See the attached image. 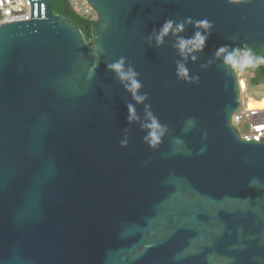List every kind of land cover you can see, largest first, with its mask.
<instances>
[{
	"label": "water",
	"instance_id": "water-1",
	"mask_svg": "<svg viewBox=\"0 0 264 264\" xmlns=\"http://www.w3.org/2000/svg\"><path fill=\"white\" fill-rule=\"evenodd\" d=\"M29 1L0 24V264H264V138L230 124L264 0H88L90 39Z\"/></svg>",
	"mask_w": 264,
	"mask_h": 264
},
{
	"label": "built area",
	"instance_id": "built-area-1",
	"mask_svg": "<svg viewBox=\"0 0 264 264\" xmlns=\"http://www.w3.org/2000/svg\"><path fill=\"white\" fill-rule=\"evenodd\" d=\"M72 10L95 20V11L88 0H69ZM30 19L29 0H0V24ZM230 124L245 141H261L264 138V110L248 109L239 98V104L231 115Z\"/></svg>",
	"mask_w": 264,
	"mask_h": 264
},
{
	"label": "trees",
	"instance_id": "trees-1",
	"mask_svg": "<svg viewBox=\"0 0 264 264\" xmlns=\"http://www.w3.org/2000/svg\"><path fill=\"white\" fill-rule=\"evenodd\" d=\"M53 12L69 18L73 23H75L80 30L85 34L87 39H90V25L94 19L83 17L75 13L71 6L69 0H47ZM241 52H244L245 58L248 61L249 70L255 72V77L250 79V83L253 85L259 84L262 79H264V47L253 51H246L244 49H238V58ZM256 107L264 108V98L256 104Z\"/></svg>",
	"mask_w": 264,
	"mask_h": 264
},
{
	"label": "rangeland",
	"instance_id": "rangeland-1",
	"mask_svg": "<svg viewBox=\"0 0 264 264\" xmlns=\"http://www.w3.org/2000/svg\"><path fill=\"white\" fill-rule=\"evenodd\" d=\"M239 86V98L246 103L247 107L256 106L264 98V79L259 84H251L250 79L255 77V72L249 70L248 61L244 52L239 55V62L235 69Z\"/></svg>",
	"mask_w": 264,
	"mask_h": 264
},
{
	"label": "clouds",
	"instance_id": "clouds-1",
	"mask_svg": "<svg viewBox=\"0 0 264 264\" xmlns=\"http://www.w3.org/2000/svg\"><path fill=\"white\" fill-rule=\"evenodd\" d=\"M171 26H172V21L166 20L164 24L161 26L160 31L166 33ZM153 31L155 32L156 30L154 29Z\"/></svg>",
	"mask_w": 264,
	"mask_h": 264
},
{
	"label": "bare ground",
	"instance_id": "bare-ground-1",
	"mask_svg": "<svg viewBox=\"0 0 264 264\" xmlns=\"http://www.w3.org/2000/svg\"><path fill=\"white\" fill-rule=\"evenodd\" d=\"M252 108H256V109H259V110H264L263 107H256V106H253V107H251V108L248 107V109H252Z\"/></svg>",
	"mask_w": 264,
	"mask_h": 264
}]
</instances>
